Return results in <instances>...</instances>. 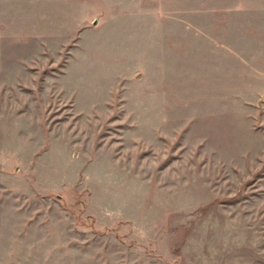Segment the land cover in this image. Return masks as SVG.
Masks as SVG:
<instances>
[{"label":"rangeland","instance_id":"obj_1","mask_svg":"<svg viewBox=\"0 0 264 264\" xmlns=\"http://www.w3.org/2000/svg\"><path fill=\"white\" fill-rule=\"evenodd\" d=\"M0 264H264V0H0Z\"/></svg>","mask_w":264,"mask_h":264}]
</instances>
